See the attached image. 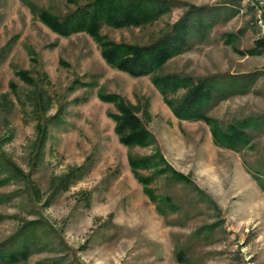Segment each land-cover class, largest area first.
<instances>
[{
	"label": "rangeland",
	"instance_id": "1",
	"mask_svg": "<svg viewBox=\"0 0 264 264\" xmlns=\"http://www.w3.org/2000/svg\"><path fill=\"white\" fill-rule=\"evenodd\" d=\"M177 1L210 8L226 4L236 14L216 23L204 40L192 39L190 48L169 60L161 73L193 78L253 74L248 93L211 106L208 116L223 125L264 116V52L247 54L255 40L264 38V0H229V4L226 0ZM38 4L57 15L76 7L63 0ZM183 11L184 7H175L145 27H104L102 33L115 42L149 44ZM228 34L236 38L231 45L226 43ZM28 49L35 54L34 62ZM17 69L29 71L37 87L47 92L50 102L43 105L45 114L42 109L34 112L27 104L25 94L33 88L14 76ZM74 80L85 85L72 87ZM11 81L17 93L11 91ZM101 90L147 109L149 118L142 113L138 117L155 137L166 162L209 195L219 212L187 187L160 180L151 185L156 194L175 198L183 210L169 212L167 218L157 213L132 176L128 149L118 142L114 122L108 117L116 110L98 100ZM2 96L6 103L0 106V133L10 130L12 134L2 151L23 172L31 173L43 200L49 195L53 175L84 167L82 177L46 207L37 203L33 209L23 193L0 204V242L22 221L39 214L58 234L55 240L51 238L53 246L32 251L28 264L52 258L60 259V264H264V192L245 166L246 162L253 169L264 170V128L252 133L250 149L234 152L215 146L206 124L179 121L172 115L149 77L132 78L112 69L90 37L83 33L57 36L19 0H0V101ZM59 109V117L47 121L42 164L32 170L30 154L38 119L45 121ZM154 150L136 147L131 153L147 156ZM16 190L19 185L9 183L0 187V194ZM216 222L219 226L208 235L205 226Z\"/></svg>",
	"mask_w": 264,
	"mask_h": 264
},
{
	"label": "trees",
	"instance_id": "2",
	"mask_svg": "<svg viewBox=\"0 0 264 264\" xmlns=\"http://www.w3.org/2000/svg\"><path fill=\"white\" fill-rule=\"evenodd\" d=\"M19 1L28 7L31 14L42 25L57 36L68 38L83 33L90 37L99 48L101 59L112 69L132 78L149 77L151 84L160 94L172 115L179 121H200L206 124L215 146L234 152H241L245 148L250 149L252 148V133L264 128V116L235 120L227 125L208 116V109L211 106L230 96L248 93L254 81L253 74H214L193 78L187 75L161 73L169 60L190 48L192 39L204 40L208 31L216 23L234 16L236 10L234 11L232 6L225 4L210 8L177 0H83L82 4H79L78 0H63L76 7L64 15H57L52 10L40 6L38 2L42 0ZM226 1L225 3H230L229 0ZM179 6L184 7L182 15L149 44L115 42L102 33L104 27L114 30L145 27L168 15L173 8ZM225 39L226 43L231 45L236 38L228 34ZM233 50L236 51L234 45ZM263 52L264 38L255 40L254 45L247 50L249 55H261ZM28 54L34 62V52L28 49ZM14 76L33 88V92L25 94L27 104L31 105L34 112L42 109L45 114L47 107L43 105L50 102L47 92L37 87V82L29 71L17 69L14 71ZM43 78L46 79L47 76L44 74ZM82 85L85 84L77 80L72 82V87ZM9 86L13 93H17V88L12 81ZM97 98L103 103L114 106L116 112L108 114V117L114 122L113 131L118 142L128 149V167L134 179L142 186L144 194L155 204L160 216L167 218L169 212L177 214L182 213L183 210L175 198L156 194L155 188L151 185L160 180L187 187L198 200L207 203L213 211H220L209 195L194 184L189 177L177 172L166 162L155 137L138 117V114L142 113L149 118L147 109L141 110L137 105L127 103L118 94H107L103 90L97 93ZM3 103H6V98L2 96L0 106H4ZM144 103L146 107L147 101ZM60 113L61 109L45 121L43 118L38 119L35 126L36 138L30 154L32 170L42 164L44 158V146L48 138L47 121L57 119ZM4 133L2 135L0 133V187L16 183L20 190L0 194V204L11 201L23 193L29 199L33 209L37 203H42L41 207H46L56 195L67 191L84 174V167L78 166L73 167L66 174L53 175L47 188L49 195L43 200L31 173L23 172L2 151V146L12 138L10 130ZM136 147H154L155 150L153 154L139 156L131 153V150ZM245 166L264 192V170L253 169L246 162ZM142 171H150V174L144 175ZM17 193L20 194L17 195ZM218 226L217 222L205 226L208 235L213 234ZM56 237L58 238V234L55 229L41 214L33 220H24L11 236L0 242V264H28L32 251L48 249L49 246L54 245L53 240ZM60 243L62 244V241ZM176 259L183 262L178 256ZM34 264H60V259L52 258Z\"/></svg>",
	"mask_w": 264,
	"mask_h": 264
}]
</instances>
